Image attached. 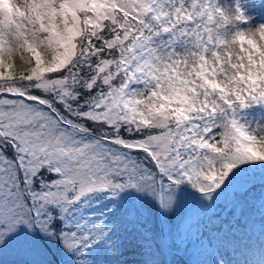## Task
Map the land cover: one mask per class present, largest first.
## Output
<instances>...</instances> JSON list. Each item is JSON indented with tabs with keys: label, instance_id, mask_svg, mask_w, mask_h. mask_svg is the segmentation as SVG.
I'll return each mask as SVG.
<instances>
[{
	"label": "snow or ice",
	"instance_id": "1",
	"mask_svg": "<svg viewBox=\"0 0 264 264\" xmlns=\"http://www.w3.org/2000/svg\"><path fill=\"white\" fill-rule=\"evenodd\" d=\"M0 264H264V0H0Z\"/></svg>",
	"mask_w": 264,
	"mask_h": 264
},
{
	"label": "rangeland",
	"instance_id": "2",
	"mask_svg": "<svg viewBox=\"0 0 264 264\" xmlns=\"http://www.w3.org/2000/svg\"><path fill=\"white\" fill-rule=\"evenodd\" d=\"M193 251H195V249H193ZM194 259H195V257H194Z\"/></svg>",
	"mask_w": 264,
	"mask_h": 264
}]
</instances>
